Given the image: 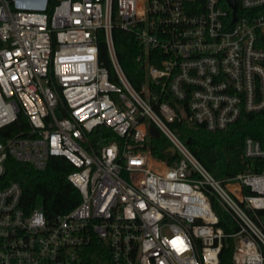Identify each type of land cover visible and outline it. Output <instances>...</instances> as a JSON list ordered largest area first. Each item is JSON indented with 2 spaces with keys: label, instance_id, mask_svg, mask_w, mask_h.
Here are the masks:
<instances>
[{
  "label": "built area",
  "instance_id": "built-area-1",
  "mask_svg": "<svg viewBox=\"0 0 264 264\" xmlns=\"http://www.w3.org/2000/svg\"><path fill=\"white\" fill-rule=\"evenodd\" d=\"M233 1L0 0V130L19 110L28 124L0 141V264H83L95 243L101 264H219L225 236L210 196L236 224L233 263L264 264V172L218 180L170 127L221 132L264 110V0ZM114 25L142 49L138 90ZM100 127L119 141L96 149ZM152 127L176 163L145 149ZM54 157L72 166L81 202L48 220L40 205L21 206L5 174L10 160L43 171ZM242 157L264 160V146L246 137Z\"/></svg>",
  "mask_w": 264,
  "mask_h": 264
},
{
  "label": "trees",
  "instance_id": "trees-1",
  "mask_svg": "<svg viewBox=\"0 0 264 264\" xmlns=\"http://www.w3.org/2000/svg\"><path fill=\"white\" fill-rule=\"evenodd\" d=\"M112 39L117 60L125 75L134 88L140 89L145 74L144 61L137 60L142 53L141 47L131 34L121 30L118 25H114L112 29ZM98 50L99 62L108 68L110 78L113 80L102 32L98 35ZM27 127L26 117L19 110L16 122L0 130V141L24 131ZM170 127L206 170L218 180H226L241 171L264 172V160L242 157L246 137H251L264 146V110L242 114L235 124L221 132L210 133L203 126L186 121H175ZM91 141L94 147L99 149L110 141L118 142L119 138L108 129L100 127L91 136ZM169 146V142L158 133H150L145 143V149L152 158L173 164L177 161V156L167 151ZM72 171V166L59 157L50 158L43 171H36L10 160L5 180L20 185L22 191L20 204L23 208L29 210L39 201L45 217L52 220L56 216L69 213L81 202L79 191L67 180V175ZM210 202L218 219V227L225 236L219 253V264H234L232 260L234 240L230 235L236 232V224L214 196H210ZM258 215L264 223V211ZM102 258L99 244L95 243L88 248V255L84 258L83 264H101Z\"/></svg>",
  "mask_w": 264,
  "mask_h": 264
},
{
  "label": "water",
  "instance_id": "water-1",
  "mask_svg": "<svg viewBox=\"0 0 264 264\" xmlns=\"http://www.w3.org/2000/svg\"><path fill=\"white\" fill-rule=\"evenodd\" d=\"M227 1L231 5V7L233 8V10H235L236 9V4L234 3V1L233 0H227ZM150 133H158V132H157V130L155 128L152 127V128H150ZM167 151L169 153H171V154H175V150L171 146L168 147Z\"/></svg>",
  "mask_w": 264,
  "mask_h": 264
},
{
  "label": "rangeland",
  "instance_id": "rangeland-1",
  "mask_svg": "<svg viewBox=\"0 0 264 264\" xmlns=\"http://www.w3.org/2000/svg\"><path fill=\"white\" fill-rule=\"evenodd\" d=\"M176 163V162H175ZM36 205H39V201H37V204Z\"/></svg>",
  "mask_w": 264,
  "mask_h": 264
}]
</instances>
